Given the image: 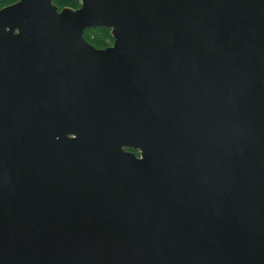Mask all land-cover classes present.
Segmentation results:
<instances>
[{
    "label": "water",
    "instance_id": "water-1",
    "mask_svg": "<svg viewBox=\"0 0 264 264\" xmlns=\"http://www.w3.org/2000/svg\"><path fill=\"white\" fill-rule=\"evenodd\" d=\"M0 264H264V0L1 9Z\"/></svg>",
    "mask_w": 264,
    "mask_h": 264
},
{
    "label": "flooded vegetation",
    "instance_id": "flooded-vegetation-1",
    "mask_svg": "<svg viewBox=\"0 0 264 264\" xmlns=\"http://www.w3.org/2000/svg\"><path fill=\"white\" fill-rule=\"evenodd\" d=\"M23 0H0V10L7 7V6H10V5H13V4H16V3H19V2H22ZM53 3L58 7V10L61 11L63 10L64 8H72L74 10L80 8L82 5H83V0H52ZM101 28H107L108 31L111 33L112 35V32H111V29L108 28V27H89L85 30L84 32V36L85 38L90 42L92 43L94 46L98 47V48H105V47H108V46H111L113 45L114 43V37H113V43L111 44H106L104 46H98L96 45L94 42L90 41L88 36H87V33L89 30H93V29H101ZM16 32H18V29L15 30ZM113 36V35H112ZM130 150H134L136 151V153L138 155H140V151L139 150H135V149H131Z\"/></svg>",
    "mask_w": 264,
    "mask_h": 264
},
{
    "label": "rangeland",
    "instance_id": "rangeland-1",
    "mask_svg": "<svg viewBox=\"0 0 264 264\" xmlns=\"http://www.w3.org/2000/svg\"><path fill=\"white\" fill-rule=\"evenodd\" d=\"M87 36L89 38L90 41L95 43V39H99V41H102L103 43H96L99 46H104L106 44H111L113 43V36L111 35L110 32H108V36L105 35V32L99 30V29H93V30H89L87 33ZM103 44V45H100Z\"/></svg>",
    "mask_w": 264,
    "mask_h": 264
},
{
    "label": "trees",
    "instance_id": "trees-1",
    "mask_svg": "<svg viewBox=\"0 0 264 264\" xmlns=\"http://www.w3.org/2000/svg\"><path fill=\"white\" fill-rule=\"evenodd\" d=\"M99 30H101V31H103V32H105V35H107L108 36V29L107 28H101V29H99ZM103 43L102 41H99V39L97 40V39H95V44L96 43ZM96 45H98V44H96ZM100 45H103V44H100ZM99 46V45H98ZM128 149H130V148H128Z\"/></svg>",
    "mask_w": 264,
    "mask_h": 264
}]
</instances>
